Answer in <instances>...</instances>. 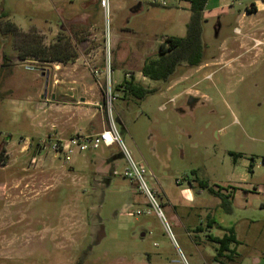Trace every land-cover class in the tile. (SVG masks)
<instances>
[{
	"label": "rangeland",
	"instance_id": "rangeland-1",
	"mask_svg": "<svg viewBox=\"0 0 264 264\" xmlns=\"http://www.w3.org/2000/svg\"><path fill=\"white\" fill-rule=\"evenodd\" d=\"M1 5L0 63L29 60L12 78L0 65V264H215L213 243L204 238L197 248L199 210L181 206L190 189L202 202L214 199L197 180L224 196L234 191L233 220L255 218L239 254L219 264H264V0H210L203 65L180 68L168 83L141 70L166 38L186 36L183 0ZM110 69L116 129L156 206L137 179L124 177L130 160L117 144L70 162L51 150L76 131L108 129ZM131 78L158 91L124 98L116 87ZM38 85L34 104L46 106L33 122L26 115L35 116L29 100Z\"/></svg>",
	"mask_w": 264,
	"mask_h": 264
},
{
	"label": "trees",
	"instance_id": "trees-1",
	"mask_svg": "<svg viewBox=\"0 0 264 264\" xmlns=\"http://www.w3.org/2000/svg\"><path fill=\"white\" fill-rule=\"evenodd\" d=\"M183 1L190 5L191 11L186 36L183 38H166L159 47L157 57L148 58L145 61L141 73L144 78L149 81L168 83L173 77H175L180 68L196 69L205 61L206 47L203 40V25L206 21L205 13L210 0ZM56 52L57 55L60 54L58 50ZM58 57L53 60V62H65V60ZM42 62H49V60H42ZM116 91L122 93L124 98L142 101L149 95L155 94L158 90L146 89L144 86L136 84L134 79L131 78L130 80L125 79L117 85ZM4 153L5 151L2 149L0 163H3V165L5 164ZM197 183L201 189L207 190L211 195L220 197L224 202L226 199H233L232 194L224 196L220 191H215L210 188L208 183L204 181L198 180ZM210 240L212 243L216 244V261H220L221 259H225V261H233L235 251H231L229 248L231 244L237 243L236 238L233 236V232H231V235L228 237L222 239L210 238Z\"/></svg>",
	"mask_w": 264,
	"mask_h": 264
},
{
	"label": "crops",
	"instance_id": "crops-1",
	"mask_svg": "<svg viewBox=\"0 0 264 264\" xmlns=\"http://www.w3.org/2000/svg\"><path fill=\"white\" fill-rule=\"evenodd\" d=\"M190 7V5H189ZM247 15L246 13L243 14V16ZM4 18V13L2 11V5H1V0H0V20H2ZM1 26V25H0ZM15 29H20L17 25H13ZM5 29V28H4ZM5 29V33H6ZM21 30V29H20ZM8 31V30H7ZM23 31V30H22ZM29 57L24 56L22 57H14L11 61L6 57L5 61L7 60L8 64H5L6 62L3 61L1 64L6 65V69H12L11 70V78L14 76V73L16 71V69H20L21 67H23L25 63L28 62ZM27 67L26 69L28 71H34L35 73H37V76L39 74H41V77H46V74L44 72H41L39 69L33 67L31 68L30 66H25ZM35 76V75H34ZM38 87V94H34V96L32 97V99L29 100V103L31 101L32 105V111H34L35 116H33V114H31L30 112L27 113L26 118L27 120H30V116H32V121L35 122L38 121L39 117H40V113L42 109H45V104L41 103L40 101L37 104L35 103V96L36 98L39 100L41 92H40V85L37 86ZM0 88H1V84H0ZM36 93V92H35ZM53 99H55V96L53 97ZM51 106H53V109H56L57 106L49 104V109H51ZM95 107H99V102L95 104ZM65 131V130H64ZM60 134H63V131L60 132ZM97 133H93V134H89L88 136H92L95 135ZM75 135H83L81 132L76 131L73 135L70 136H75ZM84 136V135H83ZM31 139H34L33 137H29ZM39 144V143H37ZM40 145V144H39ZM6 168V167H5ZM203 190V189H201ZM193 192L191 189L185 191V193L187 194V199H185L183 203H181V206L183 204V207H188L190 209H195L196 208L199 210V213L197 215L196 218V225H194V230L197 233L196 238L199 239V243L201 245H197V248L202 247L204 244L207 243H212L210 238H219L222 239L224 237H228L231 235V232H233V236L236 238L237 243L236 244H231L230 245V250L231 251H235V256L239 254V250L246 244V239L247 236L251 233V228L253 226V224L255 223V218L252 217H244L241 220H233L232 217L234 216V201L233 199H226L225 202L218 196L212 195L213 196V200L212 201H204L202 202L201 199L198 200L196 199V197L193 195ZM226 192V191H225ZM220 193H222V191L220 190ZM226 193H229L228 191ZM225 193V196H226ZM234 193V191L232 192ZM231 193V194H232ZM201 195V194H200ZM199 195V196H200ZM253 194H250V196H252ZM256 196H258V194H254ZM253 195V196H254ZM228 196V195H227ZM233 196V194H232ZM236 197L235 196V201H236ZM199 204H198V203ZM193 203V204H192ZM192 204V205H190ZM258 206V204H256V207ZM254 207V205L252 206V208L254 210H256L257 208ZM260 210L264 211V203H260ZM205 238V241L207 243H204L203 239ZM204 243V244H203ZM215 246L216 244L213 243ZM215 260V258H214ZM225 262V259H221L220 261H214L215 264H219L221 262ZM260 263L259 261L257 262V264Z\"/></svg>",
	"mask_w": 264,
	"mask_h": 264
},
{
	"label": "built area",
	"instance_id": "built-area-1",
	"mask_svg": "<svg viewBox=\"0 0 264 264\" xmlns=\"http://www.w3.org/2000/svg\"><path fill=\"white\" fill-rule=\"evenodd\" d=\"M101 6L104 9H108L109 0H101ZM111 72L112 71L110 69L108 76H106L109 97L108 102L106 101V103L108 104V106H110V113H108V129H105L104 131L92 136L75 135L69 139H57L54 143L51 144V150L55 158L63 159L65 162H70L75 154H81L90 149L95 151L104 145L110 146L113 144H117L121 148V150L125 152L126 156L130 160V168H127L125 170L124 177L129 179H137L139 183H141V188L147 193L151 204L156 206V202L151 193L148 191L147 186L143 180L145 170L143 168L137 167L132 161L125 149L123 140L116 129L115 121L112 116V104L115 99L112 97L113 85L111 81Z\"/></svg>",
	"mask_w": 264,
	"mask_h": 264
},
{
	"label": "flooded vegetation",
	"instance_id": "flooded-vegetation-1",
	"mask_svg": "<svg viewBox=\"0 0 264 264\" xmlns=\"http://www.w3.org/2000/svg\"><path fill=\"white\" fill-rule=\"evenodd\" d=\"M250 14H253V13H250ZM242 57H243V56H242ZM242 57L240 56V57H238V58H236V59H233V62H236L235 60H237V59H239V58L241 59ZM202 65H203V64H202ZM202 65H201V66H202ZM218 65H219V64H212V66H218ZM201 66H200V67H201ZM200 67H198V68H200ZM205 67H208V66H205ZM221 69H222V68H221ZM219 70H220V69H219ZM198 99H199V98H196V106H199V104H200V103H199L200 101H199ZM192 100H193L192 98H190V100H189V104H190L191 106H192V104H193V103H192ZM193 180L196 181V178H194ZM197 181H198V180H197ZM197 181H196V182H197ZM204 182H205V181H204ZM189 184H190V183H189ZM191 184H192V182H191ZM197 184H198V183H197ZM206 191H207V190H206ZM207 192H208V191H207ZM17 212H19V211H17ZM17 223H18V224H21V222H16V223H14V224L12 225V227H15V225H17ZM13 230H14V229H13Z\"/></svg>",
	"mask_w": 264,
	"mask_h": 264
}]
</instances>
